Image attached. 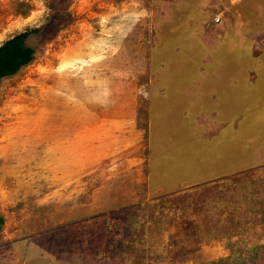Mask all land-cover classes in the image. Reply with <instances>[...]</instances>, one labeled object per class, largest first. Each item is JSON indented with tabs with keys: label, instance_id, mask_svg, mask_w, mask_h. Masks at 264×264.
<instances>
[{
	"label": "rangeland",
	"instance_id": "1",
	"mask_svg": "<svg viewBox=\"0 0 264 264\" xmlns=\"http://www.w3.org/2000/svg\"><path fill=\"white\" fill-rule=\"evenodd\" d=\"M36 27L0 82V264L264 250V0H0V46Z\"/></svg>",
	"mask_w": 264,
	"mask_h": 264
},
{
	"label": "trees",
	"instance_id": "2",
	"mask_svg": "<svg viewBox=\"0 0 264 264\" xmlns=\"http://www.w3.org/2000/svg\"><path fill=\"white\" fill-rule=\"evenodd\" d=\"M40 31L39 27L27 28L5 40L0 46V82L17 73L22 67L33 61L35 48L29 43L33 34ZM4 224V217L0 215V231ZM240 264H264V250L243 252Z\"/></svg>",
	"mask_w": 264,
	"mask_h": 264
},
{
	"label": "crops",
	"instance_id": "3",
	"mask_svg": "<svg viewBox=\"0 0 264 264\" xmlns=\"http://www.w3.org/2000/svg\"><path fill=\"white\" fill-rule=\"evenodd\" d=\"M230 121V120H229ZM232 130H233V128H231ZM231 132V131H230ZM235 132H237V128H235ZM227 135H228V137L227 138H229V137H232V135H231V133H227ZM231 140H232V138H231ZM216 146H218L219 144L216 142V144H215ZM229 156V157H228ZM228 156H226L227 158H225L226 160H230V156H232V155H228ZM224 159V160H225ZM231 161V160H230Z\"/></svg>",
	"mask_w": 264,
	"mask_h": 264
},
{
	"label": "clouds",
	"instance_id": "4",
	"mask_svg": "<svg viewBox=\"0 0 264 264\" xmlns=\"http://www.w3.org/2000/svg\"><path fill=\"white\" fill-rule=\"evenodd\" d=\"M219 19H220V18H218V17L216 18L217 21H219Z\"/></svg>",
	"mask_w": 264,
	"mask_h": 264
}]
</instances>
